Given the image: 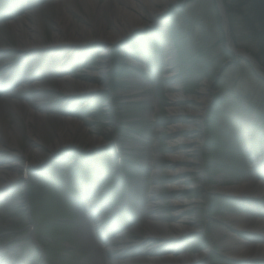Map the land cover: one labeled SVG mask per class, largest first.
<instances>
[{"label": "rangeland", "instance_id": "rangeland-1", "mask_svg": "<svg viewBox=\"0 0 264 264\" xmlns=\"http://www.w3.org/2000/svg\"><path fill=\"white\" fill-rule=\"evenodd\" d=\"M107 1L99 0L93 11L72 0V19L58 33L55 0H0L1 21L24 17L43 40L25 54L14 30L0 26V81L6 84L0 86V168L11 166L0 176V248L14 254V264H39L47 253L57 264H143L100 255L96 233L116 221L120 230L132 226L121 233L131 248L126 256L152 249L161 256L175 248L187 255L206 252L196 264H242L226 254L235 235L231 220L237 214L263 217L264 195L241 199L228 190L264 176V145L254 129L256 114L264 113V71L227 50L216 0H166L155 7V17L144 7L146 26L112 44L98 41L95 31L91 41L79 40L84 28L95 30L100 14L106 33L113 31L114 10L105 8ZM221 1L235 49L258 61L264 36L247 32L241 17L230 19ZM3 100L31 109L21 114ZM173 124L182 128L179 135H172ZM63 129L69 136L56 145ZM173 151L193 158L173 167ZM176 200L184 203L191 233L167 243L146 242L154 237L149 218L156 213L168 221L171 236ZM28 230L46 252L30 250ZM256 233L260 239L264 228Z\"/></svg>", "mask_w": 264, "mask_h": 264}, {"label": "bare ground", "instance_id": "bare-ground-1", "mask_svg": "<svg viewBox=\"0 0 264 264\" xmlns=\"http://www.w3.org/2000/svg\"><path fill=\"white\" fill-rule=\"evenodd\" d=\"M166 0H108L105 8L108 5H112L113 8V14H112V22H113V31L110 34H107V22L104 18L101 17V14L99 15L98 22L96 23L94 29H87L84 28V33L79 37V40H86L89 39L90 41L93 39L92 34H94L93 31H95L96 38L99 40L107 39V41L112 44L116 42L120 37L125 35L128 31H133L136 28H143L145 27V23L142 22L141 14H143V8L150 10V14L155 17L158 12L155 10L156 6L158 5H164ZM83 5L88 8L91 7L93 11H96L98 9L99 0H81ZM72 5V0H56V6L58 9V33L62 32L63 29L67 28V25L69 21L72 19L71 16H69L68 9ZM104 7L102 8L105 9ZM102 12V11H101ZM100 12V13H101ZM121 17H125L124 21L120 20ZM122 23V24H121ZM61 24L63 26H61ZM7 25L11 27L16 35V39L18 40V43L20 45V49H22L23 53H28L31 51V49H37L42 47L41 42L43 41L40 37V35L37 32L31 31L29 28L31 27L30 22H28L24 17H17L7 22ZM27 30V31H26ZM107 37V38H106ZM57 40V39H56ZM59 40V39H58ZM55 42V44H61L63 42ZM85 42V41H83ZM40 43V44H39ZM65 87H69V82H64ZM7 105H10V107L14 108L17 112L23 114L30 111L31 107L24 105L20 102H14L12 100L5 101ZM179 103V98L173 97L172 98V105H171V111L174 112L175 109H173L177 104ZM208 104L207 101L202 103L198 108H195L194 111L192 110V117L196 116L198 113L202 112V110L205 109L206 105ZM33 114H31L32 117ZM43 119V116H41ZM42 122V120H41ZM69 124L67 122L66 127L68 126L73 131L77 130L78 125ZM175 125V126H174ZM182 128L179 126H176V124H173L172 127V135L180 134L182 132ZM185 132V131H184ZM190 132V131H189ZM69 134H67L64 129L60 132H58L56 141L58 142L56 145L62 144L63 141H65V138H67ZM196 146H193L195 148ZM175 149L174 151H177L178 148H180V144H177V142H174L172 147ZM173 151V153H174ZM193 156L190 154H184L182 156L174 153L171 157V162L173 167H180L182 162H185L189 159H192ZM186 167H192L191 165H187ZM0 176H2V171H11V166H2L0 168ZM177 174V178L173 182L174 187V193H176V196L178 197L179 193H181V183H180V174ZM18 176H15V178L12 181L14 182ZM175 178V177H174ZM264 178V177H263ZM1 180V177H0ZM234 197H238L241 199H248L251 198L254 195L263 196L264 195V179L262 180L260 177L257 176V179L252 181H244L241 184H238L236 186L231 187V189L228 190ZM175 195V194H174ZM175 207L177 209L176 216L174 218L173 226H172V233L171 236L168 235V221L164 220L159 214H155L154 216L149 218V226L152 230V234L154 237L149 238L146 242H149L150 240H159L161 242H170L176 239H179L180 237L183 238V236L189 235L191 232H189V224L186 222V220L183 218V215L186 214L184 211V203H181V201L176 200L175 201ZM94 218L93 220H97L95 215L93 214ZM252 223H257L258 226L256 228L252 227ZM231 224L235 228L233 230V233L235 234L231 240L227 243V247L225 248L226 254L229 258H231L234 261H239L242 264H250L252 260L255 259H264V236H261L259 239L257 237V231L262 230L264 228V217L261 218H255L254 220L251 219V217L247 214H237L232 217ZM253 230V231H252ZM257 230V231H256ZM256 231V232H254ZM254 235V239L250 238L248 234ZM162 238H158V237ZM122 248L120 247V253L122 252ZM124 254H127L131 251V249H124ZM122 252V253H123ZM167 253L162 255L163 260L159 259L158 257L159 253L155 251L154 249L148 250L146 253H140L136 259L139 262H142L143 264H195V259H204L206 256V252H201L199 254H194L193 256L187 255L186 253H183L181 249H168L166 250ZM123 254V255H124ZM10 254L7 253L5 256H3L4 263L5 264H11L12 259L9 257ZM130 262V261H129ZM111 264H116L112 263Z\"/></svg>", "mask_w": 264, "mask_h": 264}, {"label": "trees", "instance_id": "trees-1", "mask_svg": "<svg viewBox=\"0 0 264 264\" xmlns=\"http://www.w3.org/2000/svg\"><path fill=\"white\" fill-rule=\"evenodd\" d=\"M227 15L232 19V14L242 18L245 30L256 38L264 36V0H225ZM172 34V33H171ZM176 36H174V39ZM177 39V38H176ZM259 63L264 67V46L259 42ZM197 62V61H196ZM197 65V64H195ZM115 84L113 87H116ZM219 99V98H218ZM224 99V98H223ZM223 99L221 101H223ZM255 111V110H254ZM257 113V112H256ZM254 129L258 139H264V113L256 114Z\"/></svg>", "mask_w": 264, "mask_h": 264}, {"label": "water", "instance_id": "water-1", "mask_svg": "<svg viewBox=\"0 0 264 264\" xmlns=\"http://www.w3.org/2000/svg\"><path fill=\"white\" fill-rule=\"evenodd\" d=\"M218 2V10H219V14H220V17L222 19V22H223V31H224V34H225V38H226V48L227 50L230 52V54L232 56H237L239 57L240 59H242L244 62L248 63L251 67H253L254 69H258V70H263L264 69L262 68V66L259 64V62L250 57L248 54L242 52V51H239L237 49H235V46L232 42V38H231V34H230V27H229V22L226 18V15H225V8H224V5L222 3L221 0H216ZM263 79H264V74L262 75ZM59 156H56L55 158H57Z\"/></svg>", "mask_w": 264, "mask_h": 264}]
</instances>
